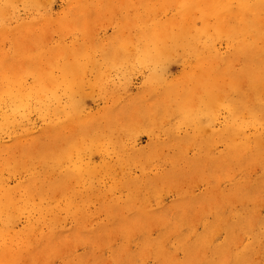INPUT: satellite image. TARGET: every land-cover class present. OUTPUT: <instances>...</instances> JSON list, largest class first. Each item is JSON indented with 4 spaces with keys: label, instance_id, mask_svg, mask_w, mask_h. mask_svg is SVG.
<instances>
[{
    "label": "rangeland",
    "instance_id": "obj_1",
    "mask_svg": "<svg viewBox=\"0 0 264 264\" xmlns=\"http://www.w3.org/2000/svg\"><path fill=\"white\" fill-rule=\"evenodd\" d=\"M263 80L264 0H0V264H264Z\"/></svg>",
    "mask_w": 264,
    "mask_h": 264
},
{
    "label": "bare ground",
    "instance_id": "obj_2",
    "mask_svg": "<svg viewBox=\"0 0 264 264\" xmlns=\"http://www.w3.org/2000/svg\"><path fill=\"white\" fill-rule=\"evenodd\" d=\"M244 15H246V13H245ZM238 17H239V16H238ZM183 18H185V16H183ZM227 18H228V17H227ZM238 21H239V20H238ZM231 27H232V26H231ZM240 28H241V27H240ZM159 49H160V48H159ZM166 53H167V52H166ZM256 80H257V78H256ZM256 80H255V81H256ZM256 82H258V81H256ZM261 84H262V85L264 84V80H263V82L261 81V83H260L259 85H261ZM262 85H261V86H262ZM261 86H259V87L261 88ZM259 94H260V93H258V96H259ZM261 95H263V94H261ZM260 98H261V97H260ZM263 109H264V108H263ZM263 114H264V113H263ZM91 115H93V114H91ZM91 115H90V116H91ZM86 116H87V115H85V117H86ZM105 116H106V115H105ZM130 116H131V115H130ZM69 119H70V118H69ZM81 119L84 120V117L81 118ZM70 121H71V120H70ZM62 124H63V123H62ZM64 125H66V124H64ZM64 125H63V126H64ZM86 125H87V124H86ZM91 125H92V124H91ZM61 126H62V125H61ZM64 127H65V126H64ZM71 128H72V127H71ZM73 129H74V128H73ZM258 129H259V128H258ZM60 133H61V132H60ZM56 134H57V133H56ZM62 134H63V133H62ZM34 144H35V143H34ZM191 177H192V176H191ZM217 194H218V193H217ZM169 214H170V213H169ZM249 225H250V224H249ZM251 227H252V226H251ZM174 229H175V228H174ZM246 256H247V255H246ZM230 261H231V260H230ZM240 261H241V260H240ZM157 263H158V262H157ZM239 263H240V262H239Z\"/></svg>",
    "mask_w": 264,
    "mask_h": 264
}]
</instances>
